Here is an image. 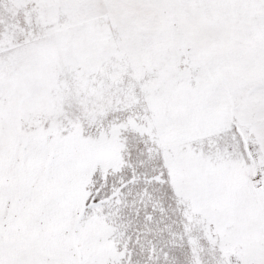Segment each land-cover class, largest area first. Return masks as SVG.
Here are the masks:
<instances>
[{"label":"snow or ice","instance_id":"obj_1","mask_svg":"<svg viewBox=\"0 0 264 264\" xmlns=\"http://www.w3.org/2000/svg\"><path fill=\"white\" fill-rule=\"evenodd\" d=\"M0 264H264V0H0Z\"/></svg>","mask_w":264,"mask_h":264}]
</instances>
